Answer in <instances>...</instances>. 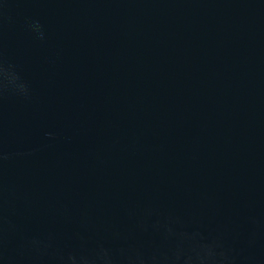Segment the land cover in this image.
Here are the masks:
<instances>
[{
  "label": "water",
  "instance_id": "1",
  "mask_svg": "<svg viewBox=\"0 0 264 264\" xmlns=\"http://www.w3.org/2000/svg\"><path fill=\"white\" fill-rule=\"evenodd\" d=\"M0 153V264H264V0H0Z\"/></svg>",
  "mask_w": 264,
  "mask_h": 264
},
{
  "label": "clouds",
  "instance_id": "2",
  "mask_svg": "<svg viewBox=\"0 0 264 264\" xmlns=\"http://www.w3.org/2000/svg\"><path fill=\"white\" fill-rule=\"evenodd\" d=\"M17 89L21 94H27L25 85L21 84ZM48 135L51 137V134ZM8 158V155L0 153V161ZM27 247L40 258L48 257L54 264H174V260L181 261V264H256L254 256H240L220 240L201 244L193 255L186 257H181L179 252L169 255L160 250L150 254L131 249L114 252L102 244L92 253L64 254L62 251L50 252L51 243L42 240L28 241Z\"/></svg>",
  "mask_w": 264,
  "mask_h": 264
}]
</instances>
